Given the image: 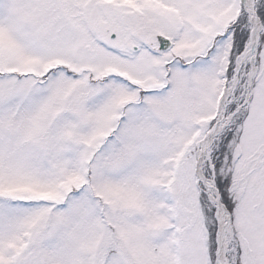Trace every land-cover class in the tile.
I'll return each instance as SVG.
<instances>
[{
  "label": "snow or ice",
  "instance_id": "1",
  "mask_svg": "<svg viewBox=\"0 0 264 264\" xmlns=\"http://www.w3.org/2000/svg\"><path fill=\"white\" fill-rule=\"evenodd\" d=\"M0 264H264V0H0Z\"/></svg>",
  "mask_w": 264,
  "mask_h": 264
}]
</instances>
